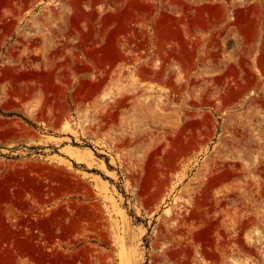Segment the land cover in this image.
<instances>
[{
  "label": "rangeland",
  "instance_id": "rangeland-1",
  "mask_svg": "<svg viewBox=\"0 0 264 264\" xmlns=\"http://www.w3.org/2000/svg\"><path fill=\"white\" fill-rule=\"evenodd\" d=\"M0 264H264V0H0Z\"/></svg>",
  "mask_w": 264,
  "mask_h": 264
}]
</instances>
